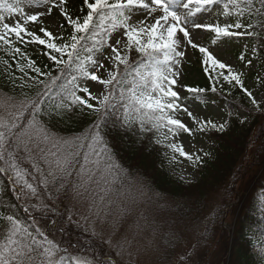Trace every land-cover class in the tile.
<instances>
[{
	"label": "snow or ice",
	"instance_id": "obj_1",
	"mask_svg": "<svg viewBox=\"0 0 264 264\" xmlns=\"http://www.w3.org/2000/svg\"><path fill=\"white\" fill-rule=\"evenodd\" d=\"M46 2L51 5L47 12L26 14L24 9L19 7L20 0H17V6L0 0V9L10 15L19 13L24 18L23 22L17 19L14 24H9L5 23V17L0 15V42L11 46L12 36L19 41L27 35L31 37L30 42L46 45L48 49L59 54L52 55L51 59L60 67L61 76L73 67L78 73L71 75L66 82L60 83L57 82L61 81V76L51 77L49 83L44 84L43 94H38L41 95V99L22 106V110L12 116L11 120L0 116V163L11 169L14 179H20L23 175L16 154L22 146L24 151L31 152L30 143L32 147L38 149L41 158L49 165V174L54 179L57 177L56 170L61 177L71 176L70 169L76 157L82 154L78 180L71 187L74 195L79 196L88 191L93 184L96 185L99 191L90 201V209H94L99 216L103 207L110 206V201L105 205L106 197L116 191L115 186L121 183V177L126 174L119 164L113 162L107 142L99 132L101 125L108 123L106 117L110 113L116 114L117 104L122 110L118 120L113 121V128L132 131L134 127H138L142 134L157 133L159 136L157 143L170 140L180 132L192 135V129L177 118V113L181 111L197 123L201 131L209 126L211 129L224 131L226 124L218 125L209 120L199 121L181 104L180 93L174 90L180 75L178 66L186 55L184 49L189 46L203 54L206 72L217 68L227 70V75L224 72L218 74L217 82L222 76L229 84L234 82L235 85H239L251 98V103L257 109L260 108L253 93L244 87L243 73L234 71L230 65L217 59L207 47L195 42L193 32L207 30L214 33L213 44L222 37H259V31L256 29L259 27L264 30V23L254 25L241 21L246 14L249 19L254 16L264 18V0H225L222 15L235 16L237 19L234 23L224 25L201 23L196 19L198 14L207 13L214 6L220 5L221 0H85L89 11L82 21L80 18L74 19L61 8V13L72 25L74 34L71 35L69 42L60 45L54 42L55 37L47 28L41 27L39 30L47 39L27 28L29 22H39L41 17L51 14L52 7H60L66 0H59V4L55 3V0ZM156 13L159 15H155ZM138 15H143L144 18L133 21V16ZM113 34H118L114 44L110 43ZM106 48L110 49V53L105 56ZM20 51L19 48L14 49L15 53ZM133 51L138 54V60L132 61ZM253 54H256L255 48ZM240 58L243 60V55ZM248 64H251V60H248ZM27 67L41 73V70L34 66V62H29ZM101 69L106 78L97 75ZM20 71L23 72L24 67H20ZM41 75L51 76L50 73ZM80 79H83L85 84L89 80L98 82L103 88L97 94H93L87 86L80 85L78 82ZM40 83L43 84V81ZM212 90L215 91V87ZM187 91L202 93L204 90L188 88ZM78 92L86 93L87 98L78 95ZM49 94L57 101L50 106L49 117H59L62 110L71 111L72 108H77L81 112L87 108L98 113V122L94 126L95 134L91 137L77 138L76 141L54 138L45 124L36 118L41 110L42 97ZM89 100L95 101L96 106ZM29 109L31 118L25 122L23 118ZM42 144L45 146H41ZM164 146L193 163L202 162L200 155L193 156L186 152L182 144L168 143ZM41 183L47 187L46 178ZM66 188L67 186L61 183L57 191H66ZM19 190H26L28 195L39 197L38 186L30 183L27 177L23 178ZM48 195L50 197L51 193ZM0 219L7 223V228L0 237V264H65L63 253L67 252V249H62L57 242L49 239L43 230L39 228L30 230L12 215L0 216ZM52 223L55 224V221ZM117 246H122L119 241ZM69 264H115V262L106 255L97 253L91 258H86L80 253L79 256L71 257Z\"/></svg>",
	"mask_w": 264,
	"mask_h": 264
},
{
	"label": "trees",
	"instance_id": "obj_2",
	"mask_svg": "<svg viewBox=\"0 0 264 264\" xmlns=\"http://www.w3.org/2000/svg\"><path fill=\"white\" fill-rule=\"evenodd\" d=\"M79 5L82 11L77 17L82 21L89 10L84 2H79ZM1 12L7 11L0 9ZM229 17L233 22L237 19L235 16ZM241 22L260 25L264 23V18L254 16L249 19L246 14ZM27 28L47 39L39 31L40 28L37 29L33 23L28 24ZM256 30L259 31V37L240 36L235 37V40L239 41L238 43L244 48L243 60L248 58L245 51L247 48L252 46L256 49L254 60H257L259 70L264 73V30L259 27ZM71 31L74 34L70 24V31L67 34L69 38L73 35ZM228 38L230 37L220 39ZM12 40L11 46L0 42V91L13 96H20L26 92L30 99H41V95L38 94H43L44 84L49 83L51 77L61 76L60 67L51 59L52 55L59 56V54L48 49L46 45L30 42L31 37L27 35L19 41L12 36ZM69 41L54 40L58 45ZM15 48L21 51L15 53ZM131 59L138 60V54L133 51ZM29 62H34V66L39 68L41 73H50L51 76L41 75L28 68ZM20 67H24L23 72L20 71ZM40 81H43V84ZM66 81L61 78V81L57 83ZM243 84L247 88L245 81ZM213 87L215 91L212 90ZM188 88H199L204 91L190 93L187 91ZM185 89L188 98H194L203 104L212 103L218 106L227 118L224 131L211 129L210 126L202 131L211 145V151L198 164L199 179L196 183L186 185L170 175L167 163L169 150L163 143L156 142L159 138L157 133L142 134L138 131V127H134L132 131L112 127L113 121L118 120L122 110L119 104L115 110L116 114L110 113L106 117L107 125H101L100 135L107 142L112 160L117 162L116 164H119L126 173V180L136 178L139 182H145L144 184L148 187V196L157 197L151 198V201L159 198L168 203L165 210L169 219L165 227L168 230L175 228V233L182 227L184 219L198 221L203 216L208 221L212 220V223L207 225L209 229L207 228L203 238L205 237L206 242L213 243L217 233L212 230L215 229L216 219L220 217L218 223L221 225L226 209L243 189L245 204L235 224L233 240L226 242L222 238L221 251L224 250L226 255H229L227 264H264L262 258L256 253L259 244L256 235L264 236V110L261 107L257 109L239 85H235L234 82L229 84L223 79L217 82L211 71L206 72L200 67H192L188 71ZM42 99L43 103L38 116L46 123L49 130L75 139L91 137L95 134L94 126L98 122V113L91 112L87 108L83 112L73 108L72 111L62 110L59 117H49L48 110L57 101L53 99L52 94L43 96ZM242 114L245 115L244 118ZM16 158L20 171L29 167V164L25 166L17 155ZM81 162L82 154L76 157L72 167L77 168ZM258 169L259 172L255 174ZM10 172L11 169L8 166L0 163V216L12 215L26 225L30 223L32 217L36 216L32 221L43 227L47 235L57 234L58 241H62L61 245L67 247L68 252L64 253L67 258L82 247H88L90 258L97 253L106 255L107 246L100 237L94 235L89 237L86 234V239H79V244L76 245L72 239V230H63L66 221L61 216H57L53 210L39 207L36 212L25 215L24 200H21L22 197L18 200L10 191L12 177ZM73 176L74 173L70 177ZM250 177L252 178L246 184L244 183L245 186H242L244 179L248 180ZM64 195L67 196L66 191ZM162 210V206L154 209L156 213ZM183 216L186 217L181 220ZM52 221H55V224ZM163 224L164 222H160L161 227ZM6 226V221L0 219V237L3 236ZM216 229L218 230V226ZM166 234L164 233V242L167 241ZM178 241L179 237L172 239L171 245L163 246L168 257H173ZM197 252H193V255H197ZM191 258L190 256L182 259L179 264H191Z\"/></svg>",
	"mask_w": 264,
	"mask_h": 264
},
{
	"label": "rangeland",
	"instance_id": "obj_3",
	"mask_svg": "<svg viewBox=\"0 0 264 264\" xmlns=\"http://www.w3.org/2000/svg\"><path fill=\"white\" fill-rule=\"evenodd\" d=\"M76 1L78 0H66V3L60 7H52L50 15L46 14L40 18L39 22L33 24L47 27L56 38H59L62 25L66 20L65 16L61 13V8H64L68 13L67 4ZM222 1L223 0H221L220 5L214 6L207 13L198 14L196 18L198 22L209 24L219 23L221 25L230 23L227 17L220 16V13L223 12ZM7 3L17 6V1L14 2V0H7ZM55 3L59 4V0H55ZM19 7H22L26 14H33L41 11L47 12V9L51 7V5L47 3L46 0H20ZM1 15L5 17L4 22L9 24H14L17 19L23 22L24 19L19 13ZM155 15H159V13H156ZM143 18V15L133 16V21H138ZM150 19L151 18H149V22ZM209 33L210 31L207 30H196L193 32V38L195 42L201 46L207 47L217 59L230 65L234 71L243 73L247 83V89L253 93V97H255L260 107H264V75L257 70L255 62H251V64H248V62H242L237 55L240 47L236 44L226 41L217 44L209 42ZM117 38L118 34H113L110 43L114 44ZM184 50L186 55L181 59V64L178 66L180 75L178 77L177 85L174 86V90H177L180 93L181 100L183 101L182 105L187 107L188 110L193 113V116L199 121L209 120L218 125L222 123L226 124V119L223 116V113L213 104L207 103L206 105H202L196 100H184L186 71H189L192 66H205L203 64V54H201L198 49H191L189 46ZM248 52L252 54L253 49L250 47ZM109 53L110 49H104L105 56ZM97 56L100 58L99 54H97ZM105 63L107 64V61H105ZM214 71L218 74L220 72H224V74L227 73L226 69L221 70L217 68ZM71 75H78V73L72 70L69 79L71 78ZM97 75L106 78L103 69H101ZM78 82L82 87L87 86L93 94H97L99 90L103 88L98 82H92L90 80L87 81L86 84L83 79H80ZM78 95L87 98L86 93L78 92ZM30 102L31 100L28 98L21 97L19 100H16L0 92V116L11 120L12 116L17 115L22 110V106H26ZM89 102L96 106L95 101L89 100ZM30 111L31 109L25 112L23 118L25 122L31 118ZM38 114L39 112L37 113V120L46 124ZM177 118L181 119L190 129H192V135L180 132L177 136L164 142L166 144H182L186 152L193 154V156L198 154L201 156V159H203L205 153L211 151V145L207 142L202 131L199 130V125L194 123L192 119L182 111L177 113ZM164 131L166 132L167 130L165 129ZM49 132L54 138H61L58 134H55L52 131ZM25 139L27 140V137ZM67 140L73 141L72 139ZM41 146L45 145L42 144ZM29 147L32 149L31 152L24 151L22 146L16 155L21 159L25 166L29 164V167H25V172L21 171L23 174L22 177H27L30 183L38 186L39 197L37 198L28 195L26 190L23 192L19 191L23 178L14 179L13 173L10 172L12 176V191H14L15 197H18L19 195L22 197L21 200H24L25 205L23 207L27 209V211H23L25 215L36 212L39 207L53 210L57 216H61L66 221L63 230H72V239H74L76 245L79 244V239H86V234H88L89 237H92L93 235L100 237L107 246L106 256L117 260L120 264H179L182 259L189 258L190 256L192 257L191 264H227L228 257L224 250L221 251L220 243L223 241L222 238H224V241L226 240V242H231L230 237L235 233V223L241 213L243 205L245 204V192L243 189L239 191L235 201H233V206L229 208L225 222L222 221L220 225L218 223L220 217L216 219L215 229L212 230L217 233L215 234L213 243H211L210 241L206 242V239L205 237L203 238V236L206 234L207 228L209 229L207 225L211 224L212 220L208 221L203 216L198 219V221H191L182 218L181 220H184L182 222V227L178 229V233H175V228L172 231L165 230V223L168 219L150 216L149 210L151 207L149 205L152 196H148V187L144 184L145 182H141V184L136 178L131 179L132 181L124 186H115L116 191H113L105 199V205H108L110 201V206H102L103 211L97 216L95 210L90 209V201L99 191L96 185L93 184L83 195L76 196L74 195L73 190H71L68 191L67 196H65L64 191H57V189L61 183L67 186L71 182L69 176L61 177L58 170H56L57 177L54 179L53 176L49 174V165L41 158L38 149L32 147L31 143L29 144ZM169 151L168 164L170 175L185 184L195 183L199 179L197 173L198 162L193 163V161L180 157L178 153H174L171 149H169ZM173 157H175V159H173ZM54 167L55 166L53 165V169ZM258 172L259 169L255 171V174ZM45 178L47 187H44L41 183L42 181H45ZM251 178L252 177L248 178V180L244 179L242 186H245L244 183L246 184ZM123 180L124 177L122 176L121 181ZM49 193H51L50 197L48 195ZM158 202L165 204L164 207H166L165 200H160L158 198ZM35 217L36 216L31 218L29 224H22L30 230L36 228L44 230L43 227H40L37 223L32 221ZM160 222H164L162 227L160 226ZM217 226L218 230H222V233L216 229ZM204 230L206 232H204ZM163 232L168 233L167 237H165L167 240L166 244L163 243L165 236ZM48 236L49 239L57 242L62 249H67L65 245H61L62 241H58L57 234ZM178 237L179 241L177 247L173 253V257L170 258L167 255L168 253L165 252V247L163 246L171 245L172 239ZM257 237L260 238L259 236ZM118 241L122 246H117ZM198 242L201 243L196 245ZM261 244L262 245L258 247V252L260 257L264 260V238L261 240ZM197 250L200 251L197 252ZM193 252H197V255H193ZM80 253H83L86 258H90L88 247H82V249L70 257L68 255L69 260L73 256H79ZM59 255L60 254H58V256ZM63 256L65 259L66 256ZM66 264H69V261Z\"/></svg>",
	"mask_w": 264,
	"mask_h": 264
}]
</instances>
